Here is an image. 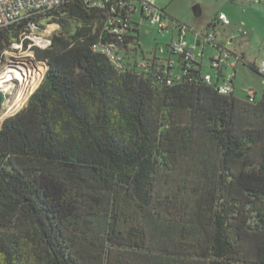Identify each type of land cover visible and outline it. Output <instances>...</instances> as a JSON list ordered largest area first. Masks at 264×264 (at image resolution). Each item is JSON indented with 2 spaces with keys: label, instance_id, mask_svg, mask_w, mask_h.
Here are the masks:
<instances>
[{
  "label": "trees",
  "instance_id": "trees-1",
  "mask_svg": "<svg viewBox=\"0 0 264 264\" xmlns=\"http://www.w3.org/2000/svg\"><path fill=\"white\" fill-rule=\"evenodd\" d=\"M47 17L42 80L0 124V264H264V88L219 93L198 63L165 84L136 23L118 70L99 9Z\"/></svg>",
  "mask_w": 264,
  "mask_h": 264
},
{
  "label": "rangeland",
  "instance_id": "rangeland-1",
  "mask_svg": "<svg viewBox=\"0 0 264 264\" xmlns=\"http://www.w3.org/2000/svg\"><path fill=\"white\" fill-rule=\"evenodd\" d=\"M134 3L139 9V0H134ZM195 6L198 7V15L194 13ZM156 7L163 9L164 20L167 25L171 21L172 25L161 32L157 26L143 19L137 11L133 15L139 24L138 34L133 32L134 35H138L137 59L151 57L159 47L168 44L172 38L178 39L181 34L188 48H193L192 51L197 60L202 61L203 72H209L215 76L216 71L209 65L214 49L211 44L205 43L203 38L195 36V33L205 34L211 30L209 24L220 12H223L229 18L230 24L217 23L214 28V42L222 44L244 59V62H238L236 67L235 95L246 99V90L253 88L256 91V97L260 96L264 88V76L252 65L258 66L264 58V0L258 2L255 0H156ZM47 21H49L48 17L39 19V24L44 28L34 35L35 38L30 45L27 44L25 47L24 44L15 43L5 49L0 71L6 75V79L8 72L13 71L10 74L13 80L7 79V82L3 83L6 85L2 90L7 92V102L0 108V124L5 118L16 114L26 105L29 96L42 80L46 62L34 57L32 46L43 47L36 37L41 35L50 37L57 31V24L47 23ZM238 28L243 29L245 34L240 33ZM197 38L200 40L199 45L196 44ZM228 41H230L229 45H227ZM202 50L204 56L201 60ZM7 88L9 92L5 91ZM22 89L23 98L18 101L19 103L17 102L18 108L7 113L11 102L20 98Z\"/></svg>",
  "mask_w": 264,
  "mask_h": 264
},
{
  "label": "built area",
  "instance_id": "built-area-1",
  "mask_svg": "<svg viewBox=\"0 0 264 264\" xmlns=\"http://www.w3.org/2000/svg\"><path fill=\"white\" fill-rule=\"evenodd\" d=\"M69 1L72 0H0V29L24 22L23 30L19 35V41L14 40L9 46L11 47L15 43L23 44L24 42L30 45L35 38L34 35L39 33L41 28H44V26L39 24V19L47 17V13H50ZM82 1L86 6L97 8L105 15L103 27L106 29L110 38L109 40L94 43L92 45V50L106 55L112 65L118 70H123L124 68L123 55L126 49L122 46L126 39V35L130 33L129 29L133 26V23H136L139 27V24L133 17L137 11H139L143 19L148 20L149 24L157 26L161 32L172 25L171 21L169 22L170 26L169 23L167 25L164 20V11L156 7V0H139V9L136 7L134 0ZM258 1L259 0H255V2ZM217 18L223 24L230 23L225 13H219ZM238 31L245 34V31L241 28H238ZM195 36L203 38L204 42L211 44L214 49L209 59V65L216 73L215 76H213L211 73L203 72L202 70L204 81L208 84L216 83V89L219 93L229 94L234 92V73H222V69L225 65L235 66L236 62L239 60L241 61V57L234 55V61L228 62L232 52L222 44L214 42L215 35L211 31L205 34L195 33ZM37 38L44 48L50 45V37L41 35V37H36V39ZM229 44L230 41L227 42V45ZM192 49L193 48H188L186 41L183 40L180 34L178 39L172 38L168 44L159 47L158 50L154 51L151 57L138 60L137 65L145 72L152 68L156 69V71L160 73L158 74L159 80L170 85L173 83L175 77H180L187 69L193 66V63L201 65L200 62L196 61V55L193 53ZM5 52L6 50L2 51L0 65L2 64ZM257 71L264 76V59L257 67ZM5 79L4 73L0 71V83ZM0 90H2V88H0ZM4 95L5 98L2 105L7 102V94L5 92ZM255 95L256 91L254 89L249 88L246 90V99L248 101H253Z\"/></svg>",
  "mask_w": 264,
  "mask_h": 264
},
{
  "label": "crops",
  "instance_id": "crops-1",
  "mask_svg": "<svg viewBox=\"0 0 264 264\" xmlns=\"http://www.w3.org/2000/svg\"><path fill=\"white\" fill-rule=\"evenodd\" d=\"M220 13H223V12H220ZM218 15L214 18V20H213V22L212 23H210L209 24V28L211 29V30H209V31H211V32H215L214 31V28L216 27V25H217V23H221V21H219L218 20ZM222 25H228V24H223V23H221ZM230 24V23H229ZM238 30V29H237ZM215 35V34H214ZM196 44L197 45H199L200 44V40H199V38H197V41H196ZM203 50H202V52H201V60L203 59ZM234 55H237V54H235L234 52H232V54L230 55V57H229V60H228V62H232V61H234V58H235V56ZM237 56H239V55H237ZM241 57V56H240ZM264 59V58H263ZM262 59V60H263ZM261 60V61H262ZM196 61L197 62H200L199 60H197V58H196ZM238 62H241L240 60L238 61ZM238 62H236V64H235V66H232V65H225L224 67H223V69H222V73H226V72H233L234 73V80H233V84H234V93H235V89H236V67H237V64H238ZM201 63V65H203V63H202V61L200 62ZM259 66V65H258ZM258 66H256V67H258ZM202 68H203V66H202ZM253 89V88H252Z\"/></svg>",
  "mask_w": 264,
  "mask_h": 264
},
{
  "label": "bare ground",
  "instance_id": "bare-ground-1",
  "mask_svg": "<svg viewBox=\"0 0 264 264\" xmlns=\"http://www.w3.org/2000/svg\"><path fill=\"white\" fill-rule=\"evenodd\" d=\"M13 71H9L8 73L9 74H7V79H13L11 76H10V74L12 73ZM4 77H6V75H4ZM7 79H5L3 82H7ZM3 82L2 83H0V88H4V87H6V85L5 84H3ZM28 87V86H27ZM27 87H26V89H27ZM24 88V87H23ZM5 90V89H4ZM28 90V89H27ZM3 91V90H2ZM5 91H9V88H7ZM22 92H24L23 91V89H22V91H21V94H20V98L18 99V98H16V99H18V100H16V101H14V102H11V104H10V106L8 107V111H7V113H9L10 111L11 112H13L14 110H16L18 107L17 106H19L18 105V101L20 100V99H22L23 97H22V95H23V93ZM27 92V91H26ZM6 94H7V92H5ZM18 95V94H17ZM19 97V96H18ZM15 100V99H14ZM21 101V100H20ZM18 102V103H17ZM1 121V120H0Z\"/></svg>",
  "mask_w": 264,
  "mask_h": 264
},
{
  "label": "water",
  "instance_id": "water-1",
  "mask_svg": "<svg viewBox=\"0 0 264 264\" xmlns=\"http://www.w3.org/2000/svg\"><path fill=\"white\" fill-rule=\"evenodd\" d=\"M194 13H195V15L199 14L197 6L194 7ZM169 26H170V23H169ZM4 98H5L4 92L2 90H0V108L2 107V103L4 101Z\"/></svg>",
  "mask_w": 264,
  "mask_h": 264
}]
</instances>
